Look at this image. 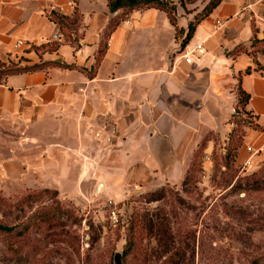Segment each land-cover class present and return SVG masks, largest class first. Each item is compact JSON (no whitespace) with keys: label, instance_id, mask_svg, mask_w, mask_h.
I'll return each instance as SVG.
<instances>
[{"label":"crops","instance_id":"obj_1","mask_svg":"<svg viewBox=\"0 0 264 264\" xmlns=\"http://www.w3.org/2000/svg\"><path fill=\"white\" fill-rule=\"evenodd\" d=\"M49 1L62 4L64 0H0L1 55L17 49L29 53L26 40L53 41L50 38L60 31L57 23L47 16L52 7ZM112 12L109 10L107 17L88 33L90 43L83 44L87 48L61 37L57 54L48 51V56L42 58L58 57L55 60L88 67L101 29ZM80 19L81 14L72 30V36L79 42L82 39L76 37L75 30ZM172 30L161 9H132L111 30L109 44L93 75L57 64L6 75L0 81V140L10 144L11 156L6 166L10 173L18 176L36 169L42 178L41 185L55 189H59L60 179L63 181L72 174L78 182L85 163H92L90 159L109 151L107 145L89 142V131L95 135L96 126L104 125L122 133L119 141L127 149L119 165L120 170L126 169L119 176L125 177L133 166L134 171L139 168V174L132 176H144L148 172L146 159H150L155 164L154 172L164 174V180L175 181L180 174L182 178L193 147L207 130L224 129L228 138L234 123L230 111L236 103L237 75L241 88L248 93L243 108L263 126L256 129L245 125L247 143L242 146V142L240 148L244 151L250 145L261 150L264 67L256 68V62L264 64V42L251 44V39L264 38V0H220L196 23L187 45L200 42L203 51L190 54L188 62L176 53L160 52L156 55L159 58L148 60L147 65L142 60L136 62V66L143 64V67L126 64L152 48L159 50L168 34L173 36ZM161 31L166 35L163 40ZM17 38L23 42L14 47ZM235 44L244 45L245 50L229 53ZM5 129L12 132L10 138L2 131ZM207 142L206 139L201 151ZM101 183L106 186L105 180ZM109 187L108 192H116L114 184Z\"/></svg>","mask_w":264,"mask_h":264},{"label":"rangeland","instance_id":"obj_2","mask_svg":"<svg viewBox=\"0 0 264 264\" xmlns=\"http://www.w3.org/2000/svg\"><path fill=\"white\" fill-rule=\"evenodd\" d=\"M167 1L173 4L167 13L172 16L173 36L166 37L161 31L160 40L166 38L160 49L152 48L139 58L127 60L129 66L143 67V64L136 66V62L142 60L146 64L150 59L156 60L160 52L176 53L183 58L184 50L191 47L186 42L178 49L181 35L187 20L207 0ZM105 2L64 0L62 4H55L49 1L52 5L49 11L65 10L70 14L75 3L76 10L69 19L77 22L81 14L75 34L82 41L72 43L87 48L83 44L90 43L88 33L109 14ZM111 14L113 20L122 17V21L128 8ZM67 25L68 28L63 27L65 31H72L73 23ZM109 35L105 38L107 46ZM61 37L53 34L50 39L59 43ZM26 41L29 53L24 49L5 51L0 54V60L5 64L17 59L38 60L58 52L56 48L51 50L53 41ZM236 109L230 111L232 119H238L230 132L233 131V141L234 135L239 134L241 142L235 149L233 162L224 167L221 160L228 131L207 130L203 138L208 142L203 151L194 146L197 139L194 132L192 153L195 155L190 157L192 161L186 167L189 176L184 180L186 171L182 178L181 174L174 178L175 181L164 180V174L154 172L155 164L150 159H146L148 172L144 176L134 177L139 174V168L134 171L133 165L125 177L119 176L126 169H119L127 150L119 141L122 133L98 125L101 137L89 131V142L107 145L108 153L85 163L78 182L74 174L63 181L60 179L59 191L42 186L36 169L12 175L6 167L11 156L10 144L0 140V224L12 225L10 231L0 229V264H113L112 255L116 250L120 251L122 264H264V147L256 152L242 151V142V146L247 143L244 140L246 121L244 113ZM197 130L200 131L199 125ZM2 131L10 138L11 131ZM105 135L109 139L102 138ZM104 180L106 186L102 187ZM110 184L116 186V192H108ZM159 221L167 228L161 235L150 228L151 223ZM128 238L131 242L125 254H121Z\"/></svg>","mask_w":264,"mask_h":264},{"label":"trees","instance_id":"obj_3","mask_svg":"<svg viewBox=\"0 0 264 264\" xmlns=\"http://www.w3.org/2000/svg\"><path fill=\"white\" fill-rule=\"evenodd\" d=\"M73 1V0H72ZM220 0H207L205 2V4L202 6V8L200 9V11L196 12L191 18H189L187 20L186 23V27L183 30V33L181 35L180 38V42H179V50H181L184 46V44L186 42H188V39L190 38L192 31L196 25V23L202 19L205 15H207L211 9L219 2ZM106 6L108 8V10L110 11H114L117 9H122V8H128V12L132 9L135 8H147V7H155L161 10H165V13L167 15V18L169 20L170 23L173 22L172 20V16L167 14L168 12H170V10L173 8V4L169 3L167 0H106ZM76 10L75 8V3L72 4V8H71V13L70 14H66V13H56L52 10H50L47 13V16L50 20L54 21L55 23H57L58 27H59V35L61 34V36L63 37L64 40L72 43L73 41L76 40L75 36H72V31H65V29L63 27H67L69 24V22L73 23V28L76 24V20H72L69 19L72 15V13H74V11ZM122 19V17H119V19L117 20H113L112 17H109L108 20L106 21V23L104 24L102 30H101V34L98 40V45L93 53V61L90 63V65L88 67H85L83 65H78V64H74V63H68V62H61V61H57L55 59H51V58H40L36 61L33 62H23V63H19V61H11L7 64H5L4 62H2L0 60V81L3 80V78L11 73H17V72H23V71H32V70H36V69H40L45 67L46 65H51V64H57V65H61L64 67H70V68H78L79 70L83 71L86 75L90 76L93 75L96 69V66L98 65L104 50H105V44H106V39L107 36L110 34L111 30L119 23V21ZM63 20V21H62ZM72 20V21H71ZM65 21V23H64ZM69 21V22H68ZM66 24V25H65ZM68 28V27H67ZM180 29V28H179ZM104 39V40H102ZM102 40V43H101ZM47 41H42L40 43H46ZM52 43V41H49V43ZM258 42L259 44H261L262 42H264V38H258L256 36H254L251 39V44ZM261 42V43H260ZM55 43L53 45V47H51V50H54L57 47V42H53ZM260 47V45H258V47H256V49H258ZM245 50L244 45L242 44H235L232 48H230L228 50L229 53L231 54H235L239 51ZM249 51V50H248ZM264 64H259L258 62H256V68H263ZM249 70V65L245 67L244 71H248ZM264 73V72H263ZM237 81H236V86H235V92H236V103L234 105V110L236 111V108H239L242 113H244L243 117L246 121V125L256 128V129H263V126H260L257 122L254 121V119L252 118V114L250 112H248V110H245L243 108V105L245 103V101L247 100L248 97V93L246 91H244L239 83V75L236 76ZM231 120H233L234 122H237L238 119L237 118H233L232 116L230 117ZM233 130V128H232ZM232 134L233 131L229 133L228 135V139L225 143L224 146V152L221 154V160H222V164L224 165V167H226L227 165L230 164V162H233V157L235 154V149L237 147V145L241 142V138L239 136V134L234 135V141L232 140ZM204 137V136H203ZM201 138L196 147H199V149H201L204 146L205 138ZM202 150V149H201ZM193 157L195 155V152L192 153ZM192 161V159H191ZM188 167V166H187ZM186 171V169H185ZM187 173L185 174L183 180L189 176V169H187L186 171ZM184 175V174H183ZM164 223H162L161 221L159 222H154L150 224V228L154 231L155 234L157 235H161L164 234L167 230L166 225H163ZM0 229L1 230H5V231H10L12 229V225L6 226V225H1L0 224ZM129 241L130 239H126L125 242V247L121 250V254H125L127 247L129 246ZM131 242V241H130ZM166 240L164 243V246L166 247ZM162 243V242H161ZM159 244V240L157 242V245ZM253 264H256L255 262Z\"/></svg>","mask_w":264,"mask_h":264},{"label":"built area","instance_id":"obj_4","mask_svg":"<svg viewBox=\"0 0 264 264\" xmlns=\"http://www.w3.org/2000/svg\"><path fill=\"white\" fill-rule=\"evenodd\" d=\"M20 43H22V41H21L20 39H15L14 42H13V46L16 47V46L19 45ZM202 51H203V46H202V44H201L200 42H198V43H195L193 46H191V47L185 49L184 52H183V54H182V57H183V59H184L186 62H188V61L190 60V54H191L192 52L201 53ZM94 134H95L96 136L99 135V134H98V131H95ZM104 137H105V139H109L108 136H104ZM246 149H248V150H255V151H256V150L259 149V148L252 149V148L250 147V145H247V146H246ZM113 218L116 219V217L114 216V214H113Z\"/></svg>","mask_w":264,"mask_h":264},{"label":"water","instance_id":"obj_5","mask_svg":"<svg viewBox=\"0 0 264 264\" xmlns=\"http://www.w3.org/2000/svg\"><path fill=\"white\" fill-rule=\"evenodd\" d=\"M55 59H59L58 57ZM113 264H122L121 263V257H120V251H114L112 255Z\"/></svg>","mask_w":264,"mask_h":264},{"label":"bare ground","instance_id":"obj_6","mask_svg":"<svg viewBox=\"0 0 264 264\" xmlns=\"http://www.w3.org/2000/svg\"><path fill=\"white\" fill-rule=\"evenodd\" d=\"M102 187H103V185H102Z\"/></svg>","mask_w":264,"mask_h":264}]
</instances>
